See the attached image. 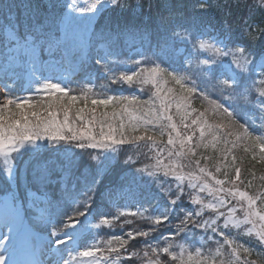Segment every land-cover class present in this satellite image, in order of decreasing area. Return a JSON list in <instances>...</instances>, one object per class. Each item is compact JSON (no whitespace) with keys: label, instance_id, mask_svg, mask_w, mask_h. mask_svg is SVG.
<instances>
[{"label":"trees","instance_id":"obj_1","mask_svg":"<svg viewBox=\"0 0 264 264\" xmlns=\"http://www.w3.org/2000/svg\"><path fill=\"white\" fill-rule=\"evenodd\" d=\"M33 2L43 3V0ZM119 2L127 7L113 6L106 10L94 29L99 33L102 26L106 28L103 35L93 37L82 74L93 76L94 85L84 88L80 78L79 82L71 83L70 95L139 96L148 100L155 91L152 85L133 83L130 86L120 79V74L135 73L139 68L159 63L166 70L163 75L169 91L178 95L181 103L198 110L210 129H220L225 136L222 143L213 136L203 144L191 145L183 155L165 153L162 158H154L151 145L143 142L120 143L116 151L60 145L57 150L70 152L80 171L100 175L102 179L86 208L84 202L89 200L90 194L82 178L77 186L71 173L63 178L52 177L41 189L52 201L49 215L56 211L59 216L52 227L62 228L72 213L85 211L76 222L89 220L98 226L96 237L103 252L99 256L110 264H147L149 258L155 257H146V251L151 254L152 248L169 246L177 257L198 256L199 264H243L245 260L264 264V245L256 235L259 227L254 233L244 234L246 225L235 227L227 220L232 208L238 215L248 208L243 197L253 198L255 205L264 208V155H261L264 145H258L253 151L242 140L227 135L238 120L245 123L254 136H264V123L251 125L245 120L260 114L264 116V99L257 94L264 84L255 75L257 60L264 52V7H261L264 0ZM126 24L136 28L127 31ZM118 26L122 34L117 45L112 44L110 32ZM214 34L228 37L225 47L216 44L212 39ZM3 39L0 34V46ZM100 44L105 46L106 54L103 63L97 64L94 60ZM203 45L210 49L203 50ZM137 47L142 48V56L131 59L130 53ZM180 48L191 56L188 65L178 52ZM162 51L167 55H161ZM242 56H246L248 62L254 58L252 68L241 63ZM138 60L141 64L136 63ZM223 63L230 64L235 72L232 85L219 78ZM207 67L211 72L205 71ZM155 77L153 73L152 79ZM42 98L46 99H37ZM225 101L231 103L234 116L224 109ZM163 139L166 141V135ZM49 151H42L41 159L51 158ZM32 156L33 150L14 155L17 176ZM130 158L136 163L130 162ZM145 165L144 171L137 170ZM3 177L0 171V178ZM28 180L32 181L31 171ZM120 191H126L141 209L136 212L115 209L109 195ZM218 200L223 204L213 206ZM106 220L111 222L105 223ZM123 240L128 243L119 251L114 250L113 244L119 246ZM229 242L243 245L251 250L250 254L239 248L234 255ZM160 259L161 264H179L165 254H161Z\"/></svg>","mask_w":264,"mask_h":264},{"label":"snow or ice","instance_id":"obj_2","mask_svg":"<svg viewBox=\"0 0 264 264\" xmlns=\"http://www.w3.org/2000/svg\"><path fill=\"white\" fill-rule=\"evenodd\" d=\"M110 2L113 6L127 7L126 4L121 5L119 0ZM102 3L103 0H94L89 7L78 8L76 0H65L64 3H60V0H43V3L0 0V34L4 38L0 59L8 74L0 81H15L28 75L39 85L35 92L47 94L46 99L18 97L0 101V158L5 164L4 177L0 178V264H70L69 260L58 257L53 249H59L68 242L70 238L60 234L85 211L72 213L62 228L47 229L44 225L52 201L41 189L47 186L52 177L63 178L66 173H71L77 186L83 179L84 187L90 194L89 200L84 202L87 208L96 195L102 177L80 171L78 162L72 159L70 152L57 150L60 145L116 151V145L120 143L143 142L151 145L154 158H162L165 153L169 156L177 152L183 155L191 145L203 144L213 136L222 143L225 136L220 129H210L198 110L194 111L181 103L179 96L169 91L163 75L166 70L159 63L139 68L135 73L120 74V79L130 86L133 83L152 85L155 91L148 100H142L139 96L94 98L86 94L70 95V89L59 82H52L48 76L44 75L41 80L46 73L45 66L53 59H66L72 63L74 58L77 67L86 64L93 37L103 35L106 28L102 26L99 33L93 32L90 31V21L83 25L79 21ZM124 28L133 31L136 26L126 24ZM110 34L112 44L118 45L122 34L120 27ZM244 51L247 52L246 49ZM161 55L166 56L167 52L162 51ZM94 61L103 63L100 58ZM136 63L141 64V61ZM241 63L252 68L254 58L248 62L247 57L242 56ZM259 65L260 71L264 72V60ZM153 73L156 74L155 79H152ZM261 83L264 84V81ZM0 86L5 91H11L7 83ZM257 94L264 99V88L259 89ZM224 107L234 116L231 105ZM165 135L166 141L163 139ZM227 135L242 140L253 151L257 150L258 145H264V136H254L248 126L238 120ZM25 148L32 149L33 156L25 162L26 166L16 177L14 186L13 157ZM46 149L51 150V158L41 159L40 153ZM130 162L136 163L131 158ZM146 167L137 170L144 171ZM30 171L31 182L28 180ZM70 194L67 192V195ZM259 211L261 216H255L249 210V219L255 226L259 223L256 235L264 244V208ZM127 243V240H123L119 246L113 244V248L119 251ZM229 243L234 255L239 248H243V245L235 242ZM243 251L250 254L251 250L243 248ZM97 252L87 249L79 252L78 256L95 257ZM161 254L178 260L179 264H199L198 256L177 257L170 246L152 248L151 254L146 251V257H155L149 258L147 264H161ZM70 259L75 260L76 257ZM243 264L254 262L245 260Z\"/></svg>","mask_w":264,"mask_h":264},{"label":"rangeland","instance_id":"obj_3","mask_svg":"<svg viewBox=\"0 0 264 264\" xmlns=\"http://www.w3.org/2000/svg\"><path fill=\"white\" fill-rule=\"evenodd\" d=\"M64 2L65 0H60V3H64ZM111 7H113L112 4L105 7L102 10L103 12L102 11L101 12L104 13L106 10L110 9ZM212 39L216 42L218 46L225 47L228 37L227 36L219 37L217 34H214L212 36ZM202 49L209 50L210 48L203 45ZM3 50L4 49H3V44H2L0 46V51H3ZM89 52L87 53V58H88ZM178 52L179 54L183 55L185 65H188L191 62V56L184 50V48H180ZM105 54H106L105 46L103 44H100L98 48L96 49V57L103 60ZM140 56H141V48H136L135 50L131 52V58H139ZM261 60H264V52L259 56L257 60L256 68H255V75L260 83L261 81H264V72L260 71V65H259V62ZM222 65L223 67H222V70L220 71L219 78L222 80L223 83L232 85L236 79L235 72L232 70V67L230 64L223 63ZM85 67H86V64H82V66L79 69L75 70L72 73H69V67L67 65L66 59H53L49 61V63L45 66L46 73L42 75L41 80L43 81V76L46 75L50 78L52 82H59L62 86L67 87L68 89H71L70 88L71 83L79 82L81 78L82 86L84 88L85 87L89 88L94 85L95 79L93 76H90V77L82 76L83 74L82 71L85 69ZM205 71L211 72L210 67H207ZM7 76L8 74L5 72L3 60L0 59V78H7ZM33 80L34 78H31L30 76L25 75L21 79L15 80V81H10V80L0 81V85H2L3 83H7L9 84L11 88V91H5V89L2 86H0V93L2 96L0 97V101H3L5 98L16 99L18 97L19 98L34 97L35 99H37L39 97H46L47 94L45 93L35 92V88L39 87V85L34 83ZM226 104L231 105L229 101H225L223 104V107ZM224 109L226 111H229L225 107ZM245 120L248 124L250 123L251 125H253L252 123H258V124L262 123L263 124L264 116L260 114V115L255 116L254 118L247 117V119ZM23 150H32V149L30 148L21 149V151ZM4 168H5V164L3 162V159L0 158V171H2L3 174H4ZM16 177H17V172H16V166L14 164L13 179H12V183L14 186L16 182ZM240 196L242 197V194H240ZM243 199L247 203L248 208L250 209L251 207V210H252L251 214L255 216L262 215V213L259 211L261 208L255 205V201L253 200V198L243 197ZM109 202L118 211L136 212L141 209L140 204L133 197L128 195L126 191H120L119 193H116V194H110ZM222 204L223 202L218 200L216 204H212V205L219 207ZM248 208L241 215L236 214L235 210L232 208L230 216L227 217V220L231 224H233L235 227H239L240 225H246L244 234L254 233L259 227V223H257L256 226H254L250 222V219H249L250 214H249ZM57 217H59L57 212L53 211L52 214L48 216L47 220L45 221L44 226L47 229H51L52 225L57 223L55 222ZM249 223H250V226L247 227ZM97 228L98 226L89 220L84 221L82 223L75 222L73 225L67 227L65 231L60 234L62 237H69L70 239L68 240V242L62 245L61 248L59 249H53V252H55L58 257H62L63 259L69 260L70 264H110L99 256V254L103 252L99 249L100 244L96 238ZM87 249L96 250L99 252L96 253L95 257L78 256L79 252L87 250ZM71 257H76V259L71 260L70 259ZM44 259L47 260L48 257L45 256Z\"/></svg>","mask_w":264,"mask_h":264},{"label":"bare ground","instance_id":"obj_4","mask_svg":"<svg viewBox=\"0 0 264 264\" xmlns=\"http://www.w3.org/2000/svg\"><path fill=\"white\" fill-rule=\"evenodd\" d=\"M76 3H77V7L78 8H87V7H89V5H91L92 3H94V0H76ZM110 4H111L110 0H103V3L100 4V5H98L94 12H92L89 15H86V16L80 18L79 23L81 25H83V24H87L90 21L91 22L90 31H91L92 30V27H93V24H94L96 18L98 17L99 13L105 7H107ZM66 62H67V65L69 67V73L74 72L75 70L79 69L82 66V65H80L79 67H77L76 64H75V59L74 58H73L72 63L69 62L68 60H66ZM0 97H2L1 96V93H0Z\"/></svg>","mask_w":264,"mask_h":264}]
</instances>
